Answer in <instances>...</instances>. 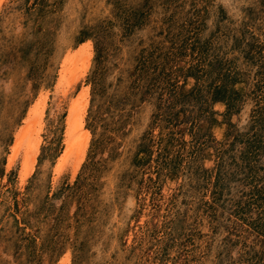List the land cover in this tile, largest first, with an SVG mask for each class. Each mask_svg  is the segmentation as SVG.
<instances>
[{
    "label": "rangeland",
    "instance_id": "374dc122",
    "mask_svg": "<svg viewBox=\"0 0 264 264\" xmlns=\"http://www.w3.org/2000/svg\"><path fill=\"white\" fill-rule=\"evenodd\" d=\"M0 264H264V0H0Z\"/></svg>",
    "mask_w": 264,
    "mask_h": 264
},
{
    "label": "bare ground",
    "instance_id": "6f19581e",
    "mask_svg": "<svg viewBox=\"0 0 264 264\" xmlns=\"http://www.w3.org/2000/svg\"><path fill=\"white\" fill-rule=\"evenodd\" d=\"M88 57V49L84 46L81 48L76 55L69 57V55L65 58L63 65L61 66V72L59 76V83L65 81V76L70 73V69L72 66L73 68L77 67L81 63L85 62V59ZM59 85V84H58ZM39 99V98H38ZM45 107V98L41 97L37 102L34 104V108L30 111L27 117L24 120L25 126L18 130L16 135L14 136L15 139V148L13 149V155L9 159V166L13 164L17 154V149L19 148L20 144L25 142L26 140L30 145V152H34L37 148V134H38V126H40V120L43 108ZM82 116V113H79L76 110V107H71L68 121H67V132H66V140H65V152L67 151L66 156L68 155L69 149L71 148L74 140L76 139L78 128H79V119ZM38 125V126H37ZM28 151V148L26 147ZM35 153V152H34Z\"/></svg>",
    "mask_w": 264,
    "mask_h": 264
}]
</instances>
